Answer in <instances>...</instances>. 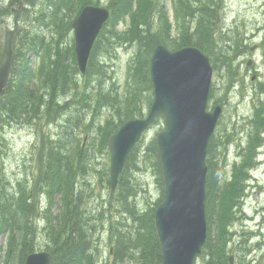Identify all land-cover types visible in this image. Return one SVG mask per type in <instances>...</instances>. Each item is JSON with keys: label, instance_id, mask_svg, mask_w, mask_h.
I'll return each instance as SVG.
<instances>
[{"label": "trees", "instance_id": "obj_1", "mask_svg": "<svg viewBox=\"0 0 264 264\" xmlns=\"http://www.w3.org/2000/svg\"><path fill=\"white\" fill-rule=\"evenodd\" d=\"M99 1L23 0L21 8L14 3V59L0 93V236H5L6 264L10 258L24 264L28 255L37 252L39 236L46 240L44 250L52 264H162L153 213L163 200L164 181L154 136L148 133L131 150L114 190L108 168L97 170L94 161L107 160L108 138L125 122L142 118L149 110L153 49L160 44L169 50L199 47L189 36L193 0H171L177 38L171 36L162 0H108L110 18L93 44L82 75L74 40L68 45L66 34L79 11ZM11 5H4L0 17L11 14ZM126 23L128 27L118 32ZM49 30L53 32L50 40ZM125 44L136 50L119 87L106 58H116ZM29 54L36 55L34 66ZM103 112L104 122L99 124ZM17 125L35 131L29 158L36 164V173L25 172L11 182L3 158L5 131ZM148 163L159 194L153 204L146 201L140 206L133 180L149 168ZM93 173L98 181H105L107 198H99L95 208L87 209ZM100 244L112 248L108 260L99 251ZM2 250L0 244V254ZM223 253L217 240L211 246L205 241L201 264H223Z\"/></svg>", "mask_w": 264, "mask_h": 264}, {"label": "flooded vegetation", "instance_id": "obj_2", "mask_svg": "<svg viewBox=\"0 0 264 264\" xmlns=\"http://www.w3.org/2000/svg\"><path fill=\"white\" fill-rule=\"evenodd\" d=\"M222 2L191 3L189 36L212 70L207 110L221 108L206 152V242L223 245V264H264V10L242 19Z\"/></svg>", "mask_w": 264, "mask_h": 264}, {"label": "water", "instance_id": "obj_3", "mask_svg": "<svg viewBox=\"0 0 264 264\" xmlns=\"http://www.w3.org/2000/svg\"><path fill=\"white\" fill-rule=\"evenodd\" d=\"M107 9L86 6L72 23L75 58L84 74L92 44L107 21ZM15 30L5 35L0 56V93L14 59ZM153 100L145 118L124 123L108 139L112 189L132 148L162 115L164 129L156 144L164 180V198L154 210L162 264H196L206 241V173L208 141L220 108L206 111L211 82L207 58L196 48L169 51L157 46L150 59ZM24 264H52L47 252L31 253Z\"/></svg>", "mask_w": 264, "mask_h": 264}, {"label": "rangeland", "instance_id": "obj_4", "mask_svg": "<svg viewBox=\"0 0 264 264\" xmlns=\"http://www.w3.org/2000/svg\"><path fill=\"white\" fill-rule=\"evenodd\" d=\"M8 1V3H7ZM21 1V0H19ZM222 5H226V13L229 12V16L232 12H234L233 17L236 16L237 13H240V16L242 19L245 17H250L251 14L255 13V16L258 17L257 11L260 7L264 10V0H223ZM12 3L10 10L12 8H16L14 3H18V0H0V14L3 11L4 5H8L9 3ZM100 6L106 7L108 4V0H100ZM23 3V2H22ZM162 8H164L167 12L168 19L171 23V36L173 38H177L179 36L178 31V25L173 18V12H172V5L171 0H162L161 2ZM223 15L221 16L222 20ZM31 20L34 21V18ZM127 22V21H126ZM14 21V14H9L6 17H0V43L3 46L4 41V30L12 29L15 25ZM128 23L123 24L119 26L118 32H122L124 29H126ZM230 24H233L231 21ZM191 28L189 30V33L191 32ZM53 33V32H52ZM51 31H47V37L48 40L53 37V34ZM67 44L70 45L72 43L73 39V33L72 29L67 34ZM124 44V43H123ZM122 44V45H123ZM126 47H122L119 52L116 54V58H106L107 62H109L111 69L114 70L112 73L116 76L119 82V87L123 84V79L125 77V69L127 68L128 62L131 59V56H133V52L136 50L135 46H128L129 44H125ZM119 46V45H118ZM106 115V112H103L102 118L99 122V124L104 122V116ZM229 118V115L227 112L224 113L223 118V124L227 122ZM162 120L157 122H154L153 125L149 128L151 131H149V134L154 138H156L157 134L163 129L164 125L162 124ZM157 123V124H156ZM46 126L44 125V128L42 127L41 130H45ZM52 133V131H51ZM6 139H7V148H6V154L3 156L4 158V165L7 169V177L10 178L11 182L15 181L16 179H20V177L25 174V172H34L36 173V164L33 163V159L29 158V153L31 152V147L35 146L36 143V134L35 131L31 130L27 126L17 125L12 126L8 128L5 131ZM113 135V134H112ZM150 137V136H149ZM156 140V139H155ZM95 169L102 170L105 168H108L109 170V156L106 160L105 157L100 158L97 160V162L94 161ZM150 164L148 163V166ZM145 170L138 172L134 175V185L137 188V192H139L140 199L139 203L141 205H145L146 201L148 204H153L152 202H155L158 198V186L156 184V175L152 172V168L149 166V168H143ZM33 174V175H34ZM89 183L92 188V196L89 198V201L87 203V209L95 208L98 204V200L101 198H107V185L105 184V181H98V177L95 173L91 174L89 177ZM114 190V189H113ZM100 198V199H99ZM145 203V204H144ZM90 205V206H89ZM0 243L3 247V250L0 254V264H6L5 263V236H0ZM37 252L45 251L44 246L46 244V240L43 237L38 238L37 240ZM108 249L109 246H106L105 244L99 245V251L103 253L104 260L108 258ZM16 258H10V260L7 262V264H17ZM201 259H199L197 264H201ZM103 264V263H102Z\"/></svg>", "mask_w": 264, "mask_h": 264}]
</instances>
